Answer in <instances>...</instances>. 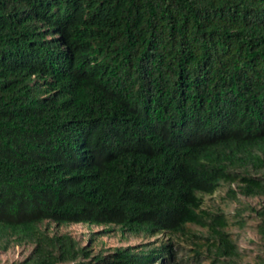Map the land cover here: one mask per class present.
<instances>
[{"label":"trees","instance_id":"obj_1","mask_svg":"<svg viewBox=\"0 0 264 264\" xmlns=\"http://www.w3.org/2000/svg\"><path fill=\"white\" fill-rule=\"evenodd\" d=\"M225 184L262 200L264 239V0H0V247L32 246L13 264L171 255H91L44 221L199 227L210 264H236L230 216L203 207Z\"/></svg>","mask_w":264,"mask_h":264},{"label":"rangeland","instance_id":"obj_2","mask_svg":"<svg viewBox=\"0 0 264 264\" xmlns=\"http://www.w3.org/2000/svg\"><path fill=\"white\" fill-rule=\"evenodd\" d=\"M229 188L236 189V184L231 186L225 184L212 194L205 195L203 207L208 210L222 209L230 216V225L227 231L236 241L240 253L236 259V264H257V257L263 254L264 239L256 231L258 219L255 217L252 207L259 208L262 205V200L258 197H246L240 194L237 195L236 200L231 199L228 196ZM237 214L242 216V222L238 221L240 217ZM40 227L50 234H70L80 242L81 246L90 248L91 255L108 254L117 247L169 244L171 255L166 256L164 262L159 261L156 264H210L211 261V257L206 251V244L208 243L205 240L206 231L199 227H194L197 237L164 233L154 235L131 234L122 231L117 226L85 223L56 224L44 221ZM31 249L32 246L29 244H11L5 249L0 247V264L20 262L30 254ZM86 261L81 259L76 264H82Z\"/></svg>","mask_w":264,"mask_h":264}]
</instances>
